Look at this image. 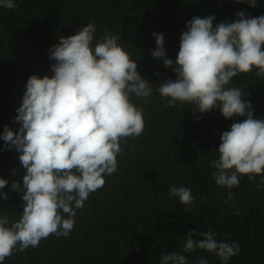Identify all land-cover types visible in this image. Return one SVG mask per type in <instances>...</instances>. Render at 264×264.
<instances>
[{
  "label": "trees",
  "instance_id": "1",
  "mask_svg": "<svg viewBox=\"0 0 264 264\" xmlns=\"http://www.w3.org/2000/svg\"><path fill=\"white\" fill-rule=\"evenodd\" d=\"M15 3L18 6L11 10L0 7V135L5 126L18 131L16 110L29 77L54 74L51 46L89 22L96 25L97 38L105 30L120 34L119 42L136 61L140 75L153 84V93L147 103L132 95L133 103L143 109V133L121 141L117 171L106 175L104 186L76 210L68 237L50 235L35 248L14 252L3 264H160L161 254L175 251L185 255L190 264H198L200 258L207 264H222L215 254L204 250L182 252L185 236L193 230H211L218 241L239 244V253L227 264H264V185L260 184L264 177L249 180L241 176L239 185L229 190L215 183V169L210 166L218 158L222 133L246 116L225 119L219 108L200 113L195 105H169L168 98L156 91L160 83L176 80L180 38L193 17L215 16L214 27L236 21L238 12L255 18L264 15V0H256L255 8L237 0ZM153 32L163 33L171 67H165L163 58L152 56L157 47ZM255 73L254 69L233 77L229 86L243 89L254 118L264 119V77ZM25 171L19 153L0 139V178L8 181L0 189L8 196L0 198V215L9 213L12 220L19 218L25 204ZM14 181L20 183L21 192L11 190ZM173 185L191 189L194 200L190 211L171 195ZM229 191L234 200H228Z\"/></svg>",
  "mask_w": 264,
  "mask_h": 264
},
{
  "label": "clouds",
  "instance_id": "2",
  "mask_svg": "<svg viewBox=\"0 0 264 264\" xmlns=\"http://www.w3.org/2000/svg\"><path fill=\"white\" fill-rule=\"evenodd\" d=\"M237 2L257 6L256 0ZM17 6L15 0H0L2 8ZM236 15V21L215 27V16L193 17L180 38L176 80L164 81L156 89L168 98L169 105H195L200 113L219 108L225 119L246 116L222 133L218 158L210 165L215 169V183L229 190L239 185L241 176L249 180L264 177V119L254 118L243 89L229 86L233 77L254 69L264 77V15ZM96 34V25L89 22L76 34L59 37V43L49 49V58L55 60L51 65L54 74L29 77L16 110L14 122L19 129L5 126L0 135L6 147L19 153L26 170L22 213L16 220L9 213L0 215V264L16 251L37 247L50 235L68 237L76 210L104 186L106 175L117 171L121 141L143 133V109L131 97L144 98L147 103L153 84L140 75L136 61L119 42V33L105 30L99 38ZM153 36L157 47L152 56L163 58L165 67H171L163 33L153 32ZM7 184L0 178V189ZM260 184L264 185V179ZM11 190L21 192L20 183L14 181ZM169 191L186 206L185 211L191 210L190 188L173 185ZM0 198L8 196L0 193ZM234 199L229 191L228 200ZM197 249L215 254L222 264L240 251L239 244L218 241L211 230H193L185 236L182 252ZM160 264L190 262L175 251L161 254ZM198 264H207V260L200 258Z\"/></svg>",
  "mask_w": 264,
  "mask_h": 264
}]
</instances>
